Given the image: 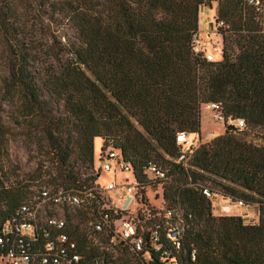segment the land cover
Instances as JSON below:
<instances>
[{
  "label": "trees",
  "instance_id": "obj_1",
  "mask_svg": "<svg viewBox=\"0 0 264 264\" xmlns=\"http://www.w3.org/2000/svg\"><path fill=\"white\" fill-rule=\"evenodd\" d=\"M260 1L261 11L246 0H59L52 5L61 6L59 15L71 38L39 46L23 38L15 1L0 0L3 86L19 101L24 118L40 128L41 146L52 154L56 167L48 184L83 199L75 212H66L65 231L77 244L78 264H169L171 258L178 264H264V143L245 138L264 129ZM212 2H217L216 24L223 23L218 26L222 53L220 60L207 62L193 52L192 37L198 33L200 8ZM51 102L62 106V116L54 117ZM211 102L220 104L225 119L244 120L245 128L226 126L222 135L183 150L177 135L200 136V107ZM96 138L101 151L111 146L131 167L140 251L118 239L112 246L110 229L97 233L89 224L99 212L108 215L111 225L128 213L101 209L96 194L83 197L95 177L80 180L72 164L93 168ZM150 165L163 177L148 175ZM153 182L163 184L166 207L160 210L140 194ZM26 193L0 184V214L7 217L28 201ZM214 193L255 205L258 221L246 224L240 216L214 215ZM165 210L181 212L185 232L179 249L162 225L160 240L151 237ZM164 248L173 250L171 258L161 256Z\"/></svg>",
  "mask_w": 264,
  "mask_h": 264
},
{
  "label": "rangeland",
  "instance_id": "obj_2",
  "mask_svg": "<svg viewBox=\"0 0 264 264\" xmlns=\"http://www.w3.org/2000/svg\"><path fill=\"white\" fill-rule=\"evenodd\" d=\"M17 10V24L21 28V34L26 40L34 45H41L48 42L66 43L71 38V31L66 21L59 15L61 6L53 7L52 4L59 3V0H14ZM217 2L211 6L200 8L198 20V34L200 37L201 50L204 55L211 56L213 61L221 59L222 37L218 33L216 24ZM5 50L0 42V122L4 131V143L0 146V184L7 188H24L27 190L26 198H32L37 191L46 187L62 190L61 187L54 188L48 184L49 175L55 173L56 164L52 163L48 149L42 145V133L34 122L25 119V113L21 109L19 101L7 93L2 80L6 75ZM44 98L48 99L44 94ZM53 109L55 118L62 116L64 110L61 105L54 102L49 104ZM201 126L200 144L209 142L212 138L222 135L226 130V124L222 119H217V113L208 104L200 107ZM191 138V137H189ZM248 141L256 145L264 143V129H256L248 132L245 136ZM209 139V140H206ZM190 148L199 145V139L194 137ZM102 141L96 138L94 141V162L92 169L81 168L73 163V171L80 180H86L94 176L95 180H89L83 192L84 198H91L96 194L101 200V209H120L127 207L128 213L124 218H133L136 203L128 201L126 193L120 188L121 184L133 183V176L130 172H121L116 169L115 162L111 161V169L105 171L103 162L98 158ZM183 150L189 147L182 146ZM96 170L98 172H96ZM99 174V176H98ZM113 183L115 188L108 189V184ZM163 184L153 182L141 189L147 204L155 210L166 207L162 199ZM212 212L216 216L233 215L243 218L246 224L258 221V212L255 205H238L236 201L222 197L220 193L211 196ZM140 209V207H137ZM143 208V207H142ZM144 209V208H143ZM81 227L88 230L85 222ZM89 231V230H88Z\"/></svg>",
  "mask_w": 264,
  "mask_h": 264
},
{
  "label": "built area",
  "instance_id": "obj_3",
  "mask_svg": "<svg viewBox=\"0 0 264 264\" xmlns=\"http://www.w3.org/2000/svg\"><path fill=\"white\" fill-rule=\"evenodd\" d=\"M246 3L255 7L256 11H261L262 3L260 0H246ZM222 25V22L218 23V26ZM192 41L193 52L201 54L198 33L193 35ZM204 57L207 62H213L211 56L204 55ZM208 105L217 113V119H222L227 126H232L237 130L245 128L242 119L231 117L225 119L219 103L211 102ZM177 141L187 144L189 148L192 145L189 135L183 132L177 135ZM98 158L103 162L105 171L111 169L110 162L113 161L116 169L131 173L130 165L124 162L119 151L111 146H107L103 151L100 148ZM147 174L159 178L164 175L157 170L155 165L149 166ZM107 187L108 189L115 188L113 183H109ZM120 188L127 194L128 201L133 200L136 203L134 197L135 180L131 184H121ZM82 203L83 199L79 194L63 190L51 191L42 187L35 196L22 203L9 216L4 217L0 214V264H78L81 257L77 244L65 231L67 226L66 212L67 210L75 212ZM237 203L243 205L241 201ZM120 209L129 211L127 207L121 206ZM180 215L181 212L165 210L161 214V224L156 225L151 232L153 241L160 240L159 230L161 229L160 225H162L166 238L172 243L173 248L179 249L185 232ZM89 224L92 230L97 233L107 228L110 229L112 237L109 244L112 246L116 244L118 239L134 252L140 251L142 248L143 240L136 234L133 218H121L112 222L111 225L108 215L99 212V217H93ZM158 250L159 247H156V251ZM160 254L163 258H171L173 250L164 248ZM191 259H195L194 250L191 252ZM169 264H178V262L171 258Z\"/></svg>",
  "mask_w": 264,
  "mask_h": 264
},
{
  "label": "crops",
  "instance_id": "obj_4",
  "mask_svg": "<svg viewBox=\"0 0 264 264\" xmlns=\"http://www.w3.org/2000/svg\"><path fill=\"white\" fill-rule=\"evenodd\" d=\"M189 137H191L190 139L193 141L194 140V137L189 135ZM199 139V145H200V138H201V135L197 137ZM202 139V138H201ZM213 139V138H212ZM206 140H209V139H206ZM193 144V143H192ZM199 145L197 146H194V149L197 148ZM192 146V145H191Z\"/></svg>",
  "mask_w": 264,
  "mask_h": 264
}]
</instances>
